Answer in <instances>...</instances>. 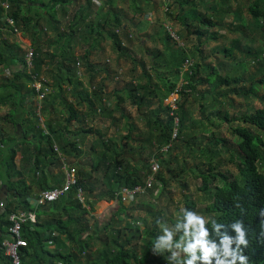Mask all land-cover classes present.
<instances>
[{"label": "trees", "instance_id": "obj_1", "mask_svg": "<svg viewBox=\"0 0 264 264\" xmlns=\"http://www.w3.org/2000/svg\"><path fill=\"white\" fill-rule=\"evenodd\" d=\"M4 2L9 5L7 10L2 6ZM231 2H237L236 6H231ZM245 2V5L241 7L243 3L240 4L239 0H197L196 2L177 0L178 6H187V9L177 17H174L172 13L169 16L176 18V22L186 30L198 26L199 29H196L193 34L198 37L200 46H202V38L207 34H209L207 42L219 40L216 35L218 32L215 34L204 28L226 33L236 25L235 32L243 34L249 32L250 35L257 34L264 37V26H262L264 0H245ZM213 4L216 6H212ZM41 5L52 13L49 12L47 16L40 13ZM67 5H71V1L62 0L47 6L36 1L31 2V0H0V70H9L12 74V77L4 78L0 85V109L9 108L8 112L0 117V182L2 186L8 188L9 194L7 207H0V228L2 229L0 230V245L4 229L7 232L10 227L9 216L25 212L35 214L36 223L29 222L23 227V239L28 246L20 251L22 264H169L167 258L170 253L168 252L159 258L151 256L153 241L157 237L151 229L120 228L124 223L123 220L133 215L132 209L135 205V200L128 204L123 203L121 191L145 187V181L151 172L150 162L172 142L177 127V118L180 119L179 140L182 139L185 124L190 119L187 111L188 106L191 105L189 96L195 97L193 104L198 102L203 113L207 109L206 102L209 99H211L210 107L215 108L217 104H221L219 98L230 93L244 97H257L259 89L264 88V80L258 82L252 78L251 85L246 88L244 86L247 81L245 79L246 69L244 67L240 71L239 68L243 64L236 61L234 57L237 50L241 51L244 58H253L257 65V63L263 64L264 54L260 49L253 50L249 47L243 49L239 45V40H236L231 49L226 48L223 52L228 60H234L239 65L237 69L235 68L236 70L223 74L224 62L218 67H209V65L197 62L183 73L185 63L191 59L190 57L196 58L198 50H191L193 56L190 54L188 56L185 50L175 51L174 61H170L169 68L165 70L174 69L172 73L177 75V81L163 78V70H157L156 74L167 88L165 99L176 91L183 76L184 81L187 82L183 85L181 94L184 100L182 99L179 103L178 110H174L163 100L158 109L143 115L147 117L148 131L144 133L146 138L141 142L147 145V149L144 154L140 151L138 156V149L131 146L129 142H122L132 139V132L136 130L132 123L129 124V117L126 116L123 105L128 102L137 106L138 111L141 112L146 102L145 96L155 94L151 89L153 76L145 74L149 78V83L146 85L130 84L123 92H128L127 96L118 99L115 110L108 111L106 108L108 95L104 91L105 83L102 78L98 80L102 73L107 72L102 66L91 64V52L99 48L96 39L101 38L105 32L102 30L101 21H103L104 24L107 23L104 27L110 28L107 37L112 40L117 52L128 54L119 34L120 31L125 33V29L112 10V0L105 2V6L110 8L106 13L103 8L97 9L93 0H87V5L77 12L69 23L68 29L71 33L63 34L58 29L55 10L57 6L65 9ZM217 6H220L219 11ZM93 7L97 12H92ZM35 8L39 9L35 17L25 13L28 10L31 15ZM92 15L95 16L96 21L87 24ZM112 16V22L106 21ZM226 17H233L231 19L233 23H226L224 20ZM8 18L14 21V28L23 36L30 35L31 49L35 53L32 69L27 67L28 51H25V47L3 40L4 31L14 34V28L9 27L5 21ZM237 22L238 25L235 24ZM85 24H87L86 34L88 38H92L94 45L87 48L88 50L80 59L73 53H69L68 49L72 44L71 40L76 36L74 31L79 32L78 27ZM43 25L52 30L58 38L54 44H51L55 46L53 51L45 50L41 46V38L48 35L42 29ZM94 33L97 34L96 38H93ZM125 35V39L131 42L129 36ZM243 36H246V33ZM167 39L170 40V36ZM79 61L85 66L86 80L81 77L82 73L77 67ZM158 64L159 62L155 65L156 69L161 68ZM203 66H207L205 67L207 74L205 78H200ZM44 74L52 75L53 83L49 84V81L42 79ZM38 83L41 84L40 89L36 87ZM85 83L89 85L90 90L85 88ZM202 85H208L209 89L203 92L196 90ZM40 95H44L41 100H39ZM25 105L26 107L29 105L28 110L25 109ZM82 107L86 109L85 112L80 111ZM99 112L105 115L109 127L91 126L85 129L81 126L76 130L70 128L73 122L78 125L82 124L88 116L96 119ZM115 112L121 113L120 118L114 116ZM173 112L174 115H172ZM218 116L222 117L220 114ZM42 119H44L43 123ZM121 119L126 120L124 129ZM222 119L227 123L242 122L243 125L240 124L233 128L232 132L237 138L233 143V148L229 145L228 139L213 134L210 145L214 149L211 151L214 155H218V150H215L218 146L225 149L230 156L228 162L235 165L238 170V177L230 180L221 172L216 174L215 171L221 164L219 161L218 164L211 165L208 172L200 174L202 181L200 191L205 192L211 201L207 206V214L212 215L218 223L228 225L236 219L244 221L249 229L248 247L244 249L245 255L249 258V264H264V226L261 225L262 217L259 216V210L264 208V108L243 114L240 118H230L227 113H224ZM119 130L121 133L126 131L127 134H120ZM90 133L99 135L98 143L91 148L89 154L95 155L92 173L87 174L81 169L78 171L74 169L78 180L76 188L56 203L34 208L30 204L32 190L26 180V173H31L34 179L37 175L39 176L40 194L62 187L66 181V173L60 172L55 175L53 168H70L67 166L68 161L83 160L86 154L81 148L82 135L86 136ZM189 149L192 147L189 146ZM162 155L156 157L160 158ZM60 161L61 166L59 167L58 162ZM160 164L167 165L166 161ZM95 173L96 180H93L92 175ZM218 177L221 178V184L215 185L211 190V180ZM157 178V181H162L165 186L168 185L161 174H158ZM77 189L83 190L87 199H93L86 201L88 209L76 200ZM98 189L100 192L95 195ZM158 191L159 188L154 185L146 193L153 196ZM105 199L116 202L117 207L113 210L107 224L102 227L98 223L90 226L87 218L95 213V205ZM237 203L240 205L239 208L235 206ZM195 207L193 203L188 205L187 209L195 211ZM131 218L135 222H141L144 226L147 225L146 222L136 217ZM127 232L128 236H126ZM45 233L48 234L45 236ZM142 241L145 243L144 251L140 254L141 256H137V252L133 251L132 247L135 243ZM56 245L62 248L61 251L50 250ZM0 259L5 264H12L1 249Z\"/></svg>", "mask_w": 264, "mask_h": 264}, {"label": "rangeland", "instance_id": "obj_2", "mask_svg": "<svg viewBox=\"0 0 264 264\" xmlns=\"http://www.w3.org/2000/svg\"><path fill=\"white\" fill-rule=\"evenodd\" d=\"M95 1V0H93ZM101 7L106 11V6L104 7V3L102 0H98ZM107 1V0H106ZM111 1V0H110ZM177 0H112V10L114 14L118 17L120 22L122 23L124 32H119L122 41L126 44V49L128 50V54H119L117 50L114 48L112 40L107 37V32L110 28L104 27L107 23L101 21L103 33L101 38H97L98 41V49L91 52L90 62L91 64L97 66L100 65L104 69H106L107 73H102L98 80L104 81V91L108 95H111L109 102L106 103V108L108 111L115 110V106L117 104L118 99L122 96H127V93H123L125 89L129 87L130 84L134 85H146L149 83V78L145 75L146 73L153 74V85L151 89L155 94L146 95L145 96V104L142 107V111L139 112L137 106L132 105L130 103H126L123 105L124 110L126 111V116L129 117V124H133L136 127V130L132 132V139L122 142H129L131 146L138 149L137 155L139 156L140 151L142 153H146L147 145L141 142V140H145L147 130V117H144L145 114H150L151 111L158 109L161 105V102L165 100L167 105H170V100L165 99L164 95L167 93V88L165 83L158 79L156 74L157 70L164 72L163 78H171L173 81H177V75L172 73L171 71H166L165 69L169 68L171 64L170 61H174L173 54L175 51L185 50L191 56V50H198L196 53V58L190 57L189 62H186L183 67V73L188 71L194 63L199 62L200 64L215 66L222 62L225 63L223 74H228L235 68L237 69L239 65L234 60H228L223 54L224 50L231 49L233 42L239 40V45L243 47V49L252 48L253 50H261L264 54V37L259 36L257 34L250 35L249 32L246 33V36H243V33L235 32L236 25L231 27L227 32H219L216 29H208L209 32H218L217 37L219 40L217 42L208 41L209 34L205 35L202 38L201 43L199 44L198 37L194 36V32L196 29H199L198 26L195 28H191L186 30L181 27V25L176 22V18H171L169 14H174V17L179 16L187 9V6L180 7L176 3ZM196 2L195 0H190ZM241 7L245 5V0H239ZM237 2H231V6H236ZM239 4V5H240ZM103 6V7H102ZM212 6H216L213 4ZM71 13L74 15L75 11L78 8V5L74 6ZM217 10H220V6L216 7ZM98 9V8H97ZM110 10V8H107ZM235 10L237 8H234ZM107 10V11H108ZM141 10V12H139ZM245 10V9H244ZM36 10H33L32 13H37ZM94 12H97L95 10ZM244 14L245 11H243ZM106 13V12H105ZM94 17V16H93ZM233 17H226L224 20L226 23H233ZM112 22L113 16L108 18L106 21ZM250 21V18L248 17ZM72 21V18L70 19ZM96 21V18L94 19ZM100 22V21H99ZM92 23V22H90ZM251 23V21H250ZM89 24V23H88ZM224 24V23H223ZM235 24H239L238 22ZM86 25H80L78 28L79 32L75 33V38L71 40L72 44L69 47V53H73L78 58H82L86 53L87 48H90L92 44V38H88L86 34ZM60 32L63 34L69 35L71 32L69 31V26L64 24L63 28H60L61 23L57 25ZM264 26V23H262ZM228 28V27H227ZM42 29H44L42 27ZM243 32V31H242ZM225 33V34H224ZM48 34V33H46ZM127 34L131 42L124 39ZM193 34V35H192ZM3 40H7L9 43L22 45L25 47V51L30 52L27 41L21 39V35H12L7 31L3 32ZM170 36V40L167 37ZM42 37V36H40ZM97 34L94 33V37L96 38ZM152 38V40H151ZM43 43L48 44V47L53 51V47L55 41L58 40L56 35L48 34L47 37L41 38ZM1 42V40H0ZM131 43V44H130ZM52 47V48H51ZM28 48V49H27ZM241 48V50H243ZM33 51V49H32ZM237 60L243 64L239 69L240 71L245 67V79L247 80L244 86L248 88L251 85L250 80L253 78L254 81L264 80V62L263 64H255L253 58L248 57L244 58L241 51L235 52V57ZM264 59V56L262 57ZM159 62L158 65L161 66L160 69H156L155 65ZM47 63V62H46ZM78 63H80L78 65ZM77 63V67H79L81 71V77L86 80L85 74V66L81 61ZM48 64V63H47ZM173 67V64H172ZM171 67V68H172ZM207 67V66H205ZM203 66L201 68L200 78L206 77V70ZM15 69V68H14ZM235 69V70H236ZM243 72H241L242 74ZM107 76H106V75ZM12 77L11 71L1 69L0 70V85L3 82L4 78ZM44 80L49 81V84L53 83L52 75L44 74L42 76ZM184 81V79H183ZM182 77L180 79V83H182ZM185 82V81H184ZM241 85V84H240ZM85 88L89 89V85L85 83ZM209 89L208 85H202L197 87L196 90L204 91ZM157 93V95H156ZM257 97H244L235 93H230L227 96H222L219 98L221 104H217L215 108H211V99L206 102V111L203 113L200 104L198 102L193 104V100L195 97L189 96V100L191 105L188 106V116L190 119L186 122L183 137L179 140V136L172 143V149L169 152H165L160 158H152L157 161H166L167 165L162 166L160 164V170L158 174H161V177L168 182V185H164L162 181H157L158 178L156 176V186L159 188V191L155 193L153 196L146 193L143 196H140L137 200H135L134 208L132 209L133 215L124 219V223L120 228H140L144 230L145 228H149L153 231V234L156 236L161 235V230L159 225H155L156 220L160 219L162 221H166L169 225L175 223L176 218L180 215V209L187 208L188 205L193 204L195 207V212L204 215L206 218L214 219L212 215L207 214V206L211 202L208 195L205 192L200 191V187L202 184L201 181V173L208 172L209 167L211 165L218 164L221 161L220 167L215 171L223 173L230 180L238 177V170L235 165L228 162L230 158L229 153L223 149L221 146H218L215 150H218L219 154L214 155L211 150L214 148L210 145V140L213 134L220 135L229 141V145L233 148V143L237 140L235 135L233 134V128L238 125H243L242 122H224L222 117L224 113H227L230 118L233 117H242L243 114L252 113L256 109L264 108V88L261 87L257 93ZM184 100V98H182ZM41 100V98H39ZM182 101V100H181ZM40 102V101H39ZM201 102V101H200ZM205 101H203L204 103ZM202 103V102H201ZM29 104V103H28ZM40 104V103H38ZM25 109H29V105H25ZM9 110V108L0 109V117L5 115ZM61 110V107H60ZM85 108H80L81 112H85ZM222 113V114H221ZM220 114L222 117H219ZM121 113L115 112L114 116L120 118ZM102 112H99L96 116V119L88 116L82 124H77L76 122L72 123L71 129H79L81 126L85 129L90 128L91 126L103 128L109 127V122L104 117ZM141 117V119H140ZM121 121L125 122L126 120ZM44 119H42V123ZM252 128L251 126H249ZM128 131V127H127ZM120 134H127L126 131ZM99 135L94 133H90L82 135L83 145L82 149L84 150L86 156L81 161L71 160L68 161L67 166L70 168H61V161L58 162V167L53 168V172L57 175L60 172L66 173L68 170H76L79 169L86 171L87 174H91L92 167L95 162V155H89L91 153V148L98 143ZM144 145V146H143ZM177 145V147H176ZM189 146L192 149H189ZM142 147V150H140ZM176 147V149H175ZM175 149V150H174ZM210 149V150H209ZM146 158V155H144ZM151 160V162H152ZM79 164V166H77ZM157 174V175H158ZM94 177V178H93ZM93 180H96V173L92 175ZM0 186L2 183L0 182ZM158 184V185H157ZM221 184V178L218 177L216 179L211 180V190L214 189L215 185ZM100 190L95 191V195L98 194ZM209 193V192H208ZM77 200V199H76ZM90 200L87 199L86 201ZM93 199L91 198L90 201ZM116 202L107 201V199L98 202L95 205V213L92 216L88 217L87 220L90 223V226L93 224H99L100 227L107 224L110 216L112 215L113 210L117 207ZM86 209L88 207L86 206ZM131 217H136L138 220H142L146 222L147 225L144 226L141 222H135ZM48 233H45V236ZM129 233H126L128 236ZM51 238V235H50ZM144 241L141 243H135L132 247L133 251H136L137 256H141L144 251ZM165 252L160 254H154L153 251L151 256H157L158 258L161 255H165Z\"/></svg>", "mask_w": 264, "mask_h": 264}, {"label": "clouds", "instance_id": "obj_3", "mask_svg": "<svg viewBox=\"0 0 264 264\" xmlns=\"http://www.w3.org/2000/svg\"><path fill=\"white\" fill-rule=\"evenodd\" d=\"M173 140L172 138L168 146L172 147ZM168 146L157 155L169 152L171 147L165 151ZM156 156L153 158H157ZM235 206L240 207L238 203ZM259 216L262 217L261 225L264 226V208L259 210ZM156 224L160 226L162 234L153 241L152 251L154 254L165 251L170 253L167 258L169 264H249V258L244 253V249L248 247L249 229L243 220L236 219L225 225L182 208L174 224L169 225L160 219L156 220Z\"/></svg>", "mask_w": 264, "mask_h": 264}, {"label": "built area", "instance_id": "obj_4", "mask_svg": "<svg viewBox=\"0 0 264 264\" xmlns=\"http://www.w3.org/2000/svg\"><path fill=\"white\" fill-rule=\"evenodd\" d=\"M94 3L96 5H100L99 1L95 0ZM3 7L7 10L9 8L8 3H4ZM7 24L9 27L14 28V21L11 19H6ZM14 34L19 35L20 32L14 28ZM35 58L34 51L30 50V52L26 55V63L27 67L29 69L33 68V62ZM189 62V61H187ZM80 63H78L79 65ZM184 72V71H183ZM187 72V71H186ZM183 81V76H182ZM187 84V82L183 81V85ZM183 85L182 83L179 84L176 91L172 94L171 100H170V106L174 110L179 109V103L182 100L181 94L183 91ZM37 89L41 88V84L36 85ZM189 91V90H188ZM44 95H40V98L42 99ZM174 115V112L172 113ZM176 130L173 135V139L178 137V133L180 130V119L177 118L176 120ZM171 146H168L165 151H168ZM160 170V163L159 161L153 159L151 164V174L148 176L146 180V186L144 188H135L133 190L124 189L121 191L122 193V202L123 203H130L132 200H137V198L141 195H144L147 190H150L153 188L156 180V174ZM78 185L77 175L75 170H68L66 171V181L65 184L57 189H54L52 191L41 193L39 198V206L45 205V204H53L60 200L61 197L64 195L70 193L74 188H76ZM77 197L76 199L82 204L85 208L87 206L86 204V195L81 189H77ZM0 207L3 208V204H0ZM8 221L10 223V227L8 228L2 243L0 245V249L3 252L4 256L9 258L12 262V264H22L20 251L22 249H26L28 244L23 239V227L27 223L31 222L33 224L36 223V216L31 213H25V212H19L16 214H12L9 216ZM6 237V238H5Z\"/></svg>", "mask_w": 264, "mask_h": 264}, {"label": "crops", "instance_id": "obj_5", "mask_svg": "<svg viewBox=\"0 0 264 264\" xmlns=\"http://www.w3.org/2000/svg\"><path fill=\"white\" fill-rule=\"evenodd\" d=\"M28 1H30V0H28ZM34 1H36V2H38V3H43V4H46L47 6L49 5V4H52L53 2L54 3H56V2H59V1H62V0H31V2H34ZM63 1H71V5H67L66 7H65V9H63L62 8V6H57V8H56V19L58 20L57 21V23L58 24H60L61 23V26H60V28H63L62 26H64V24H67V26H69V23L71 22L70 21V19L72 18H74V16H75V14H77V12H79L80 10H82L83 9V7L84 6H86L87 5V0H63ZM98 1V0H97ZM102 2L104 3V7H105V2H106V0H102ZM4 3H7V2H4ZM3 3V4H4ZM93 3H94V1H93ZM3 4H2V6H3ZM73 4H74V6H76V5H78V8H77V10L75 11V13H74V15L71 13V11H72V9H74V7H73ZM95 4V3H94ZM97 6V5H96ZM99 6H101V4L99 5ZM103 7V6H102ZM24 8H26V7H24ZM98 9L99 8H101V7H97ZM108 7H106V11L105 12H107V9ZM35 10H36V8H35ZM63 10H65L63 13H64V15H65V17H64V15H63V13H61V11H63ZM75 10V9H74ZM37 11H39V9L37 8ZM93 11H95L94 10V7L92 8V12ZM40 13H44L46 16L49 14V12L50 13H52V11H47L46 9H45V7H43L42 5L40 6V11H39ZM25 13L27 14H29V16H31V17H35V14H33L32 12V14L30 15V12L28 11V10H26L25 11ZM94 15H92L91 17H90V20L89 21H87V24L88 23H90V22H94V19H95V16L93 17ZM43 30L46 32V33H48V34H50V35H55L54 33H53V31L52 30H50L48 27H46L45 25H43ZM19 35H21L22 37H21V39L22 40H24V42L25 41H27L26 42V44L28 45L27 47L29 48V50H32L31 49V46H32V40H31V38H30V35L28 34L27 36H23V34L22 33H20ZM17 36V35H16ZM124 39H125V37H124ZM125 40H127V39H125ZM151 40H152V38H151ZM130 41H131V39H130ZM131 44V43H130ZM125 46H126V44H124ZM41 46L45 49V50H50V48L48 47V44H46V43H43V42H41ZM149 75H151V76H154L153 74H151V73H148ZM106 75V74H105ZM107 76V75H106ZM103 79V78H102ZM110 97H111V95H109L108 94V97H107V102H109V99H110ZM170 98V97H169ZM169 98L167 99V100H169ZM123 123V129L126 127V121L125 122H122ZM125 135V134H124ZM20 160V157H19V159H18V161ZM38 178H39V176L37 175V178L36 179H34V176L33 175H31V173H26V180H27V182H28V184L31 186V190H32V196H31V198H30V204L35 208V207H38L39 206V198H40V189H39V185H38ZM52 183L50 182V185H51ZM1 185V184H0ZM1 189H2V187H1ZM1 189H0V192H1ZM1 193H0V197H1ZM8 199H9V194H8ZM0 203H1V200H0ZM35 215V214H34ZM9 222V221H8ZM0 230L2 231V229L0 228ZM5 234H6V229H4V235H2V237L4 238V236H5ZM6 238V237H5ZM62 249V248H61ZM61 249L59 248V247H57V245L54 247V248H52V249H50L51 251H56V250H60L61 251ZM1 257H3V255H1ZM0 264H5L3 261H2V259H0Z\"/></svg>", "mask_w": 264, "mask_h": 264}, {"label": "water", "instance_id": "obj_6", "mask_svg": "<svg viewBox=\"0 0 264 264\" xmlns=\"http://www.w3.org/2000/svg\"><path fill=\"white\" fill-rule=\"evenodd\" d=\"M0 193L2 194L0 197L1 204H3V208H6L9 203L8 188L6 186H3Z\"/></svg>", "mask_w": 264, "mask_h": 264}]
</instances>
